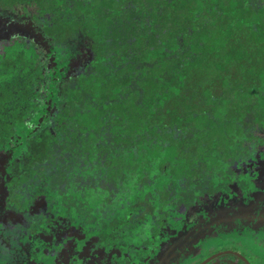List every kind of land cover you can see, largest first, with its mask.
Returning a JSON list of instances; mask_svg holds the SVG:
<instances>
[{
    "label": "snow or ice",
    "instance_id": "1",
    "mask_svg": "<svg viewBox=\"0 0 264 264\" xmlns=\"http://www.w3.org/2000/svg\"><path fill=\"white\" fill-rule=\"evenodd\" d=\"M202 2L186 0V3ZM255 2L264 7V0ZM142 3L152 8L151 0H19L20 14L26 19L11 27L0 22V107L8 103L5 92L12 79L4 70L6 62L15 55L36 77L32 102L48 108L53 121L63 115L61 124L68 127L71 121L69 131L76 132L86 120L96 119L97 107L112 119L106 111L114 100L109 88L111 81L99 69L111 66L117 53L100 47L101 37L93 36L88 29V13L99 5L106 11L120 7L125 13H138L143 18L138 12ZM95 28L102 30L99 22ZM189 31L195 34L191 26ZM164 35H167L166 29ZM156 39L159 41L161 37ZM155 51L156 45L147 36L143 44L139 36L128 38L129 59L140 60L141 67L145 66V59L147 67L160 64L158 57H152ZM217 59L224 60V57ZM169 64L174 65L168 76L170 82L176 73L187 81L181 53H173ZM128 65L129 61L124 60L123 66ZM236 71L234 62L225 61L220 86H209L207 90L203 83L170 86L168 107L158 105L167 116L161 119L155 111L150 116L144 114L139 129L125 133L123 143L111 134L109 127L103 146H117L113 150L114 158L107 154L93 158L91 151H82V145L75 150L65 147L67 136L33 141L30 146L9 145L6 139L0 138V252L14 254L18 264H36L37 253L51 258L42 259L41 264H112L111 256H106L107 243L100 242L101 220L106 227L118 218L119 212L128 209L139 210L137 220L148 212L158 219L156 208L164 213L172 208L183 217L188 246L201 247V240L222 230L243 235L254 227L264 248V234H261L264 229V123L251 113L246 118L239 116L235 99L227 92V79ZM21 75L26 74L21 72ZM54 97L55 103H50ZM172 104L176 106L178 118L165 123L174 114ZM227 105H233L225 111L228 123H233L231 111L236 127L245 135L244 170L251 177L250 182H254L251 191L261 193L260 199L251 206H247L244 191H239L238 198L230 204L224 203L227 198L219 195L208 198L206 189L203 199L197 196L198 186L206 184L200 178L207 175L205 160L213 154V146L219 139L218 112ZM50 127L55 134L56 126ZM131 137L135 138L134 142ZM17 147L23 151H17ZM96 147L101 145L98 143ZM248 150L254 155L248 154ZM228 163L234 164V161ZM239 168L235 164V170ZM190 196L196 197L191 207ZM126 218L132 219V216ZM108 236L112 240L117 238L111 232ZM205 260L210 262L211 258L205 257ZM174 261L178 264L176 247L166 245L159 254V264H174ZM152 264H157L155 258Z\"/></svg>",
    "mask_w": 264,
    "mask_h": 264
},
{
    "label": "trees",
    "instance_id": "2",
    "mask_svg": "<svg viewBox=\"0 0 264 264\" xmlns=\"http://www.w3.org/2000/svg\"><path fill=\"white\" fill-rule=\"evenodd\" d=\"M151 3V9L143 3L140 5L138 12L143 14V18H139L138 13H125L120 7L106 11L97 5L89 10L88 29L93 36L101 37L102 49L115 50L117 53L110 62L111 66L99 69L102 76L111 81L109 88L114 100L106 111L113 116L112 119L104 116L97 107L94 109L96 119L86 120L79 125L76 132H70L71 121L68 122V127L64 126L61 124L64 116L59 114V118L53 121L48 108L32 102L36 77L26 64L21 63L13 55V59L6 62L7 67L4 69L12 79L5 92L8 103L0 107V138L6 139L9 145L30 146L33 141L45 138L56 140L67 136L68 139L64 141L65 147L75 150L78 145H82V151H91L93 158L105 154L114 158L113 150L117 146L115 144L110 147L103 146L109 135L107 131L109 127L112 128L111 134L123 143L125 133L131 134L133 130L139 129L144 114L150 116L155 111L161 119L167 116V112L158 108V105L168 107L167 95L170 86L179 88L183 83L190 86L203 83L206 90L209 86H220L223 83L220 74L225 61L229 64L234 62L238 69L230 79H226L229 84L228 95L235 99L239 116L246 118L251 113L264 123V119H261L264 117V7H259L255 0H203L202 3H186V0L159 2L151 0ZM0 5H2L0 22L6 23L9 27L19 25L26 19L20 14L19 0H0ZM160 12H163V16ZM92 13H97V16H93ZM157 21L159 25L156 24ZM97 22L101 24L102 30L95 28ZM190 26L195 34L190 33ZM165 29L167 35H164ZM141 33L144 36H140ZM130 36H139L141 44L147 36L151 43L156 45L152 57L160 59L157 67H147V59L143 61L144 67L140 66V60L129 59L127 53ZM157 36L161 37L159 41L156 39ZM178 52L182 54L184 61L183 75L188 79L184 81L180 79V74L176 73L175 79L170 82L168 76L174 70V65H170L169 60L173 53ZM221 56L224 60L217 59ZM124 60L129 61L127 68L123 66ZM21 72L26 75H21ZM50 103H55L54 98ZM232 108L233 105H227L224 110L218 112L221 120L219 139L213 146V154L205 160L207 175L200 178L206 180V184L198 186L199 199L204 197L205 189L207 194L213 197L227 195V198H238L239 191H244L245 195L253 193L256 200L261 197V193L251 191L254 182H250L251 177H248L244 170L243 158L247 156L244 149V132L236 127L235 117L231 111L229 115L233 116V123H228V116L225 115V111ZM175 110L176 106L172 104L174 114L165 123L174 122L178 118ZM42 119L43 123H40ZM152 123L158 124L157 121ZM52 125L56 126L55 134L50 127ZM35 129L39 131H34ZM134 139L131 137L133 142ZM213 139H216L215 135ZM98 143L101 145L100 148L96 147ZM19 151H23V148L19 147ZM248 154L254 155L250 150ZM229 160L240 161L239 171L229 169L231 167ZM193 175L200 176V173ZM195 198L190 196L189 202ZM137 211L139 210L128 209L126 212H119L118 218L108 223L106 227L101 220L100 242L107 243L106 253L111 256L112 264H152L154 251L159 246L158 239L162 231L169 228L170 216L175 210L169 208L168 212L164 213L156 208L158 219L148 212L139 220L136 219ZM128 215H131L132 219H127ZM110 232L115 233L117 237L115 240L109 238ZM216 234L223 235L220 231L211 237ZM261 234H264V229H261ZM232 236L235 238L201 240L200 248L204 250V257H210L219 251L233 250L244 255L252 264H264V248L260 246L261 241L254 227L243 235L233 233ZM184 238L187 239L186 235L180 240ZM182 242L186 243L187 240ZM257 250L262 257H259ZM177 251L176 249L179 260L181 256ZM225 256L233 257L236 263L239 259L240 264H247L235 254ZM223 257H218L211 263ZM42 259L51 258L37 253L36 264H41ZM156 261L159 264V256ZM0 264H18V261L14 254H11L10 258L3 254Z\"/></svg>",
    "mask_w": 264,
    "mask_h": 264
},
{
    "label": "rangeland",
    "instance_id": "3",
    "mask_svg": "<svg viewBox=\"0 0 264 264\" xmlns=\"http://www.w3.org/2000/svg\"><path fill=\"white\" fill-rule=\"evenodd\" d=\"M54 100H55V97H54ZM17 151H19V147H17ZM245 157L246 158H243V159L246 161L247 156H245ZM235 164H240V161H235L234 164H231V167L229 169L235 170ZM219 196H221L222 199L227 198V195H219ZM215 197L216 196L213 197L211 195H208V198H210V199H215ZM246 197H247V206H251V204L252 205L255 204L260 199L259 198L256 200L255 195L253 193H249L248 195H246ZM203 198H201V199H203ZM232 199H236V198L228 197L227 199H224V203L230 204ZM191 204H192V202H189L190 207H191ZM183 223H184L183 217L178 216L176 211H172V216H170L169 228L166 230H163L161 233L160 239H158V245L159 246H158V248H156V250L154 251V254H153L155 259L158 258L159 254L161 253L160 250H163L166 247V245H170V246L176 247V249L178 250L177 252H179V255L181 256L180 258H178L179 259L178 264H201V262L205 261V257L203 255L204 250H202V248L196 247L195 245L188 246V242H186V243L182 242L184 240L185 241L187 240L185 238L182 241L180 240V238L183 235H186V230L183 226ZM178 229L180 231H177ZM222 233H223V235H217L216 234L213 237L208 236L207 238H209V241L217 240L219 238L224 239V240L234 239L232 234H229L227 232V230H222ZM13 244H14V246H16L15 241H13ZM179 245H184V247H180ZM257 252L260 255V251L257 250ZM3 254L4 255L6 254L7 257L10 258L11 254H7L6 252H0V258L2 257ZM107 255L108 254L106 253V256ZM259 257H262V256L260 255ZM154 258H152V259H154ZM174 262H176V261H174ZM174 264H176V263H174ZM213 264H237V263L233 257L224 256L223 258L214 262Z\"/></svg>",
    "mask_w": 264,
    "mask_h": 264
},
{
    "label": "water",
    "instance_id": "4",
    "mask_svg": "<svg viewBox=\"0 0 264 264\" xmlns=\"http://www.w3.org/2000/svg\"><path fill=\"white\" fill-rule=\"evenodd\" d=\"M232 253L236 254V255L239 256L240 258L242 257V259H243L247 264H252L248 259L244 258V256H243L241 253H235V252H233V251H225V252H219V253H216L215 255H213V256L210 257V258H211L210 262L213 261V260H214L215 258H217V257H221V256H223V255H225V254H232ZM210 262L205 260V261H203L201 264H209Z\"/></svg>",
    "mask_w": 264,
    "mask_h": 264
},
{
    "label": "flooded vegetation",
    "instance_id": "5",
    "mask_svg": "<svg viewBox=\"0 0 264 264\" xmlns=\"http://www.w3.org/2000/svg\"><path fill=\"white\" fill-rule=\"evenodd\" d=\"M225 251H233V250H225ZM225 251H219V252H225ZM219 252H217V253H219ZM233 252H235V253H239V252H236V251H233ZM216 254V253H215ZM232 254H234V253H232ZM225 255H228V254H225ZM225 255H223V256H225ZM236 255V254H235ZM213 256V255H212ZM237 256V255H236ZM244 256V255H243ZM211 257V256H210ZM222 257V256H221ZM218 258V257H217ZM216 259V258H215ZM214 259V260H215ZM202 263V262H201Z\"/></svg>",
    "mask_w": 264,
    "mask_h": 264
}]
</instances>
